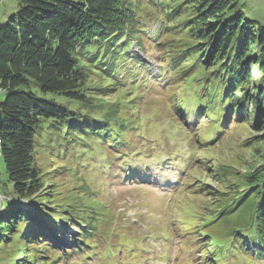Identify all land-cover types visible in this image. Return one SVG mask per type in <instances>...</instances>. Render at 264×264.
<instances>
[{"label": "trees", "instance_id": "1", "mask_svg": "<svg viewBox=\"0 0 264 264\" xmlns=\"http://www.w3.org/2000/svg\"><path fill=\"white\" fill-rule=\"evenodd\" d=\"M142 13L148 18L157 13L154 19L168 17L166 20L170 27L167 34L175 38L170 44H164L163 49L165 60L173 68V77L169 80L172 85L176 80L188 90L195 91L194 96L187 95L181 100L193 99L200 94L199 100L203 102L200 112L205 111L206 114L210 107L207 99L214 96L221 106H226L227 119L236 122V129L248 128L261 133L258 137H251L249 148L258 140H261L260 145L264 144V24L246 15L241 0H136L135 3L133 0H19L17 12L0 24V89L7 93L0 101L3 115L0 156L9 179L4 189L9 187L13 195L37 202L34 203L36 211L17 209L0 219V255L18 240L19 249L7 254L9 264H60L63 258L73 264L72 256L81 252L82 247L86 251L95 250L111 242H118L117 247L109 248L112 254L118 251L117 260L123 254L138 257L132 246L134 244L122 242L121 238L107 230L103 211L101 215L93 207L101 201L57 205L60 209L57 212H63L64 216L67 212L64 208L72 209L66 216L75 226V219H83L87 225L86 230L79 228L82 241L74 238L72 251L62 255L51 245L44 244L33 248V260L26 254L37 242L39 231L44 226L42 217L45 209L39 204L50 202L45 190V173L39 164L42 149L52 151L58 148L53 146L69 139L64 133L67 130L71 140L82 142L79 147L91 145L109 150V144L113 142L111 145H114L116 138V134L108 130L110 121L116 120L126 126L122 116H117L119 100L115 104L117 110L104 103L96 105L99 113H103L102 120H97L100 118L95 115L97 112L92 113V105L97 101L91 102L94 97L87 95L89 77L86 65L89 64L91 71L101 76L109 75L103 76L106 80L118 76L120 73L115 65L127 56L125 48L131 41L141 43L143 40L140 19L144 17L139 15ZM125 37L128 38L127 43L117 50L115 44ZM81 54L87 62L81 59ZM181 62L183 65H180ZM97 68L99 71H96ZM254 71L258 76L253 75ZM145 75L146 78L151 76L148 72ZM33 85L43 93H55L84 109L77 106L78 109L73 110L56 99L42 97L33 91ZM114 85L120 89L118 82ZM127 102L129 104V100ZM83 110L88 114H84ZM92 114L97 119L89 120L88 116ZM183 132L187 134V130ZM120 137H125L122 143L128 152L133 150L130 146L134 140H140V137L128 134H121ZM108 138L112 140L109 143ZM126 139L128 144L124 141ZM102 140L105 142L99 144ZM246 146L248 148V144ZM92 147L83 158L95 156ZM59 149L58 152L63 151V148ZM254 152L263 154L262 162L255 168H247L244 173L221 167L215 170L218 175L216 180L226 190L222 195L229 194V197L220 209H212L211 204L210 210L204 213L202 218L215 215L208 218L210 226L205 225L201 230L198 226L200 233H207L205 237L208 234L211 236L207 241L212 249H208V243L203 249L209 254L211 261L208 264H220V261L227 260L224 255L226 246L231 251L239 250L245 254L235 259L238 264H264V151L256 149ZM106 156L103 154V157ZM196 166L198 171L204 170L201 165L192 164L185 179ZM120 169L113 173L119 174ZM228 180L233 182V187L230 183L228 185ZM188 185H192L189 179ZM208 192L204 191L201 196ZM14 205L7 206L8 212L15 208ZM74 211L78 213L74 215ZM55 213L52 212L51 219L46 222L56 223ZM99 215L101 217H96ZM94 217L96 221L92 225ZM34 223L36 227H33ZM197 224L194 220L189 226L195 229ZM99 226L103 229L94 234ZM214 226L217 230L212 236L210 229ZM26 229L34 230V233L30 235ZM6 230L10 231L8 235ZM238 232H243L245 237ZM88 240L93 241L90 249L83 245ZM101 254L103 252H97V255ZM46 255L50 257L48 263L44 262ZM220 255L222 257L218 261L217 256ZM14 256L15 262L12 263ZM128 261L123 259L122 264Z\"/></svg>", "mask_w": 264, "mask_h": 264}, {"label": "rangeland", "instance_id": "2", "mask_svg": "<svg viewBox=\"0 0 264 264\" xmlns=\"http://www.w3.org/2000/svg\"><path fill=\"white\" fill-rule=\"evenodd\" d=\"M135 1L133 0V3ZM241 7L250 18L264 24V0H241ZM18 8L19 0H0V24L14 15ZM139 15L146 18L143 13ZM166 18L168 20V17ZM165 26L166 23L161 25L158 22L143 26L145 36H149V38L144 39V41L142 40L141 43H138L136 40L131 41V45L125 48L127 56L119 59V62L115 65L118 66L117 72H120L118 76L106 80L103 76L109 75L103 74L101 76L91 71L89 64L86 65L89 77L87 95L94 97L91 102L97 101L96 104L92 105L91 111L92 113L97 112L95 115L100 117L97 119L92 114L88 116V119L96 118L97 120H102L101 118L104 117L103 113H99L96 105L104 103L106 106L115 107L116 102L119 100L118 103L120 104L117 116H122L126 126H123L119 121L111 120V127L108 129L109 131L112 130L114 134L117 131H122L116 135L117 139H120L121 134L138 136L140 137V140H138V146L140 145L139 151L152 153L153 149L151 147L157 145L155 141L159 140V143L163 144L164 138L162 134H164L165 129L172 128L180 133L182 139L189 142L197 157L196 165H201L204 170H200V172L196 166L187 179L184 177L180 178V175L177 173L179 161L173 160V157L167 158L169 153L159 150L155 156L150 155L145 160H142L143 157L140 156L134 162H125L126 164L124 163L121 169L124 172L126 171V176H123L124 178L115 177V175H111L113 170L110 167V164L118 161V158H111V154H115V152L100 146L92 147L88 145L92 147L95 156L83 158L89 147H79L78 145L82 144V142L78 143L71 140V134L64 129V133H67L66 135L69 137L68 140L56 143L53 147L58 148H53L52 151L42 149L40 152L39 164L45 173L44 181L47 186L45 190L48 192L46 193L50 202L39 204V206L45 209V211L43 210L45 215L42 217L44 226L39 231L41 236L37 238V242L32 244L26 254L31 260H33V256L35 255L32 251L33 248H40L42 245L48 244L54 247V250H59L63 255L74 249L72 245L74 238L82 241V231L75 228L74 223L66 216L70 214L68 210L72 211V209L64 208L67 210L65 216L63 212H57L60 211L57 205H67L75 201H101L99 205L95 204L93 207L98 209L101 215L103 211V218L108 223L107 230L111 231V234L121 238L122 242L134 244L136 247L140 245L143 247L139 248L140 251L141 249L143 250L142 252H138V257L133 256L131 258V256L123 254L117 260L118 251L116 254H112V250L109 248L112 246L117 247L116 243L118 242L107 243L93 250L90 249V243L93 241L88 240L87 242H83V245H86L90 250L86 251L82 247V251L71 258L74 264H122L123 259L129 260L126 264H206L204 257L209 259V254L204 252L203 249L204 244L208 243L207 240L211 239V236L208 234V237H205L204 234L207 233H200L198 226L200 225V230L205 225L210 226L208 218L211 219L215 215L212 214L207 216V218H202L205 217L204 213L210 210L211 204L212 209L217 207V209H220V205L229 197V194L222 195L226 190L224 185L219 180H216L218 175L215 173V170L221 167L225 170H238V172L244 173L247 168L257 167L262 162L263 154H256L254 151L256 149H263L264 151V144L260 145L259 141L261 140H258L249 148L248 141L251 140V137H258L261 133L248 128L239 130V128L236 129L238 126L233 124L231 128L228 127L226 140L220 141L215 145L212 144L209 147H204L207 145V139L211 136H207L208 132L212 129L209 122L210 117L202 114V118L195 122L193 114H196V111L194 110L189 117L191 123L189 125L184 123V118L178 110L180 105L178 103L187 94L186 86L184 84L180 85L176 80L175 84L172 85L168 79V77H173V74H171L173 68L171 63L165 60L163 49L165 48L164 44H170L175 38L167 34L170 27L169 24L167 25L165 34L161 35ZM155 27L157 28L155 29ZM159 27L160 30L157 31ZM157 36H160L159 40ZM127 40L124 39L121 42H117L115 48L118 50L120 46H124L127 43ZM80 57L87 62L83 54ZM183 60L181 61L183 62ZM182 62L180 65H183ZM167 65L171 69L168 75L164 74L165 72L162 70ZM122 66L124 67L120 68ZM212 70L210 69V71ZM96 71H99V68ZM146 72L150 73L151 76L149 78L145 77ZM162 74L164 75L160 76ZM253 75L258 76L257 71H254ZM116 82L119 83L120 89L117 85H114ZM141 83L148 85L141 86ZM157 83H160L158 89L155 88ZM32 89L40 96L56 99L73 110L78 108L84 109L78 103L55 93H43L35 85L32 86ZM173 93L177 94L172 96ZM6 95L7 93L0 89V101L5 99ZM127 99L129 100V104ZM175 101H178V103H175ZM207 103L210 107L214 105L208 99ZM115 109L117 110L116 107ZM84 114L88 113L84 112ZM137 121L139 123H136ZM183 130H187L189 134H186ZM221 131V127L217 129L216 138L220 137ZM111 141L108 138V143ZM124 141L129 143L127 139ZM134 141L136 143L137 139ZM104 142L102 140L99 144ZM75 143L77 145H74ZM59 144L61 145L59 146ZM247 144L249 149L246 146ZM183 145L182 143L179 147L181 148ZM59 148H63V151L58 152L60 151ZM103 154L110 156L105 158ZM128 155L132 156L133 154L131 152ZM169 159L172 161L170 162ZM150 161H152L151 164ZM134 163L137 167H148L147 170L141 172L142 179L140 181L132 178L130 174V165ZM159 163H164L165 165L160 166L158 165ZM168 163H172V165ZM119 179L123 180V182H117ZM188 179L190 184H192L191 186L188 185ZM8 181L5 164L0 156V219L9 213L12 214L17 209H22L26 212L30 210L36 211L34 203L37 201L35 199L17 197L12 194L9 187H5L4 189V184ZM230 181L228 180V185L230 183V186L233 187V182ZM234 182L236 184L237 179ZM199 187L202 190H194V188L197 189ZM204 191L209 192L201 196V193ZM211 193H213V196H210ZM217 195L220 197L218 198ZM11 204H15V208L8 212L7 206ZM201 207H203V210H200ZM52 212L57 213L54 214L56 223L51 224L46 221L51 219ZM76 213L78 212L74 211V215ZM101 215L96 217H101ZM194 220L198 224L195 229H192L189 225ZM75 221L77 225L80 224L86 230L87 225L83 219H75ZM95 221L96 218L94 217L92 225L95 224ZM82 223L85 225H82ZM33 227H36L35 223ZM102 229L103 227L99 226L94 231V234ZM216 230L217 227L214 226L210 229L213 232L210 234L213 236ZM5 232L8 235L10 231L6 230ZM28 232L33 233L34 230H29ZM238 233H241L245 237L243 232ZM8 248L6 252H1V254H4L0 255V264H9L7 254L9 255V253L11 254L19 249L18 240H15ZM49 249L51 250V248ZM208 249H212L209 243ZM216 251L217 249L213 253ZM88 252L90 255H86ZM97 252H103V254L97 255ZM236 255L238 257L244 256L241 252L233 253V256ZM139 256L142 257L140 258ZM49 258L46 255L44 262L48 263ZM14 262L15 256L12 263ZM60 264H72V262L65 261L63 258ZM222 264H232V262L229 260Z\"/></svg>", "mask_w": 264, "mask_h": 264}, {"label": "water", "instance_id": "3", "mask_svg": "<svg viewBox=\"0 0 264 264\" xmlns=\"http://www.w3.org/2000/svg\"><path fill=\"white\" fill-rule=\"evenodd\" d=\"M2 123H3V115H2L1 107H0V129H1Z\"/></svg>", "mask_w": 264, "mask_h": 264}]
</instances>
